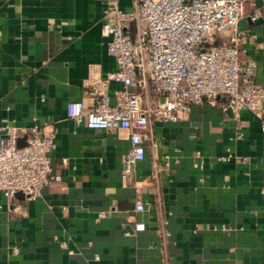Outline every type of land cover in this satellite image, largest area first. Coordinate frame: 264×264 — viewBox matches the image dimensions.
<instances>
[{
	"label": "crops",
	"instance_id": "0c3cea01",
	"mask_svg": "<svg viewBox=\"0 0 264 264\" xmlns=\"http://www.w3.org/2000/svg\"><path fill=\"white\" fill-rule=\"evenodd\" d=\"M105 4L0 0V124H54L51 165L62 176L37 197L0 191V264H264V133L248 110L219 100L181 121L153 118L157 144L124 179L127 130L67 116L66 101L92 106L86 84L116 67L101 33ZM260 7L245 3L238 26L247 28L242 59L264 88ZM138 220L145 228L135 231Z\"/></svg>",
	"mask_w": 264,
	"mask_h": 264
},
{
	"label": "built area",
	"instance_id": "2783aa9c",
	"mask_svg": "<svg viewBox=\"0 0 264 264\" xmlns=\"http://www.w3.org/2000/svg\"><path fill=\"white\" fill-rule=\"evenodd\" d=\"M253 1L135 0L126 10L119 0H106L101 33L108 36L107 52L116 67L86 84L92 106L69 99L65 110L90 128L127 130L123 179L144 157L145 145L157 144L149 132L151 120H184L195 104L221 100L222 108L246 109L264 133V88L255 80L252 61L242 59L247 28L238 26L245 3ZM261 10L249 17L263 16ZM56 133L52 123L0 124V191L7 198L17 192L37 197L62 180L51 165ZM231 157L226 152L218 159ZM143 209L137 200L135 210ZM144 228L143 221H135V231ZM60 245L67 247L65 241Z\"/></svg>",
	"mask_w": 264,
	"mask_h": 264
},
{
	"label": "water",
	"instance_id": "95a60500",
	"mask_svg": "<svg viewBox=\"0 0 264 264\" xmlns=\"http://www.w3.org/2000/svg\"><path fill=\"white\" fill-rule=\"evenodd\" d=\"M246 19L247 20H249V17H246ZM260 20V17L259 16H257V17H255L254 19H253V21H259ZM22 142V140H19V144ZM16 196H23V194L21 193V192H17L16 194H15Z\"/></svg>",
	"mask_w": 264,
	"mask_h": 264
},
{
	"label": "rangeland",
	"instance_id": "374dc122",
	"mask_svg": "<svg viewBox=\"0 0 264 264\" xmlns=\"http://www.w3.org/2000/svg\"><path fill=\"white\" fill-rule=\"evenodd\" d=\"M224 38H225V35L221 33L219 39H224Z\"/></svg>",
	"mask_w": 264,
	"mask_h": 264
}]
</instances>
